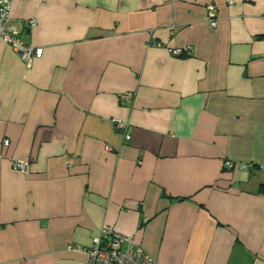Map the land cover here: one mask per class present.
I'll list each match as a JSON object with an SVG mask.
<instances>
[{
	"label": "crops",
	"instance_id": "1",
	"mask_svg": "<svg viewBox=\"0 0 264 264\" xmlns=\"http://www.w3.org/2000/svg\"><path fill=\"white\" fill-rule=\"evenodd\" d=\"M228 1L11 0L42 55L0 38V264H86L105 228L157 264H264V0Z\"/></svg>",
	"mask_w": 264,
	"mask_h": 264
},
{
	"label": "built area",
	"instance_id": "2",
	"mask_svg": "<svg viewBox=\"0 0 264 264\" xmlns=\"http://www.w3.org/2000/svg\"><path fill=\"white\" fill-rule=\"evenodd\" d=\"M232 5V1H228ZM207 12L211 15L210 26H216L215 7L208 5ZM11 0H0V38L4 44L8 45L22 61L29 63L33 58H40L42 49L33 48L25 45L19 37V32L11 21ZM34 26V21L29 22ZM128 99V96L124 97ZM114 129L119 132L127 141L130 139V127L128 123L120 119H113ZM8 143L4 142V146ZM248 165L244 166V169ZM15 171L25 173L27 164L21 161H15L12 164ZM146 220H144V223ZM104 238L94 239L90 248L85 250L86 264H157V262L148 256L140 247L135 246L133 237H126L112 232L110 229H103Z\"/></svg>",
	"mask_w": 264,
	"mask_h": 264
},
{
	"label": "trees",
	"instance_id": "3",
	"mask_svg": "<svg viewBox=\"0 0 264 264\" xmlns=\"http://www.w3.org/2000/svg\"><path fill=\"white\" fill-rule=\"evenodd\" d=\"M259 193L264 194V185H261L258 189Z\"/></svg>",
	"mask_w": 264,
	"mask_h": 264
}]
</instances>
